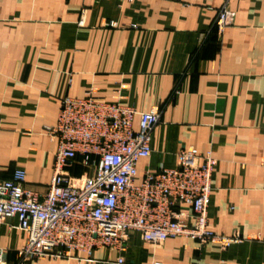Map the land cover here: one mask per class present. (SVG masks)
Listing matches in <instances>:
<instances>
[{"label":"crops","instance_id":"obj_1","mask_svg":"<svg viewBox=\"0 0 264 264\" xmlns=\"http://www.w3.org/2000/svg\"><path fill=\"white\" fill-rule=\"evenodd\" d=\"M225 4L235 17L218 35ZM88 91L160 111L137 182L175 167L183 150L211 151L209 227L246 240L152 244L129 231L122 249L25 264H264V0H0V178L23 169L26 185L45 194L57 150L45 126L64 98ZM16 224L0 222L9 264L27 238Z\"/></svg>","mask_w":264,"mask_h":264},{"label":"built area","instance_id":"obj_2","mask_svg":"<svg viewBox=\"0 0 264 264\" xmlns=\"http://www.w3.org/2000/svg\"><path fill=\"white\" fill-rule=\"evenodd\" d=\"M234 17L227 4L219 9L213 24L218 35ZM160 118L158 110L138 111L105 101L93 91L61 101L57 122L45 126L57 144L48 191L40 194L29 188L23 169L0 178V222L15 218V227L27 236L17 251L18 264L69 258L76 252L89 257L99 247L122 249L129 231H138L152 244L187 237L200 245L215 241L227 249L246 240L238 230L223 235L209 227L218 164L211 151L183 150L175 167L147 172L136 181L138 162L152 153V133ZM261 164L264 167V159ZM77 167L83 169L78 175ZM124 262L118 258L119 264ZM0 264H9L3 248Z\"/></svg>","mask_w":264,"mask_h":264}]
</instances>
